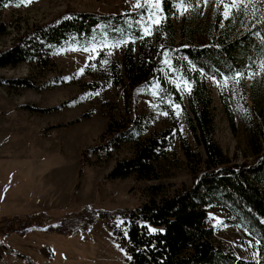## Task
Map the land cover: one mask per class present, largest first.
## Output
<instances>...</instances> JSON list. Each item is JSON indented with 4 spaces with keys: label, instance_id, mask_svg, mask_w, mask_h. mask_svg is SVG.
<instances>
[{
    "label": "trees",
    "instance_id": "1",
    "mask_svg": "<svg viewBox=\"0 0 264 264\" xmlns=\"http://www.w3.org/2000/svg\"><path fill=\"white\" fill-rule=\"evenodd\" d=\"M18 1L0 0V7ZM158 1V7L146 4L118 12L66 10L31 26L0 48V67L21 62L46 67L51 55L61 48L99 46L86 65L89 72L98 70V80L87 84L95 92L121 85L129 115L125 121H108L103 141L97 149L94 145L84 149L82 162L89 151L110 154L113 147L131 142L132 155L116 160L107 176L134 173L138 178H151L163 159L180 160L177 145L193 182L133 207L105 211L85 205L56 222H47L41 211L4 216L0 219V234L24 235L38 230L73 235L88 229L98 216L111 218L119 214L132 264H264V124L249 132L254 159L232 161L212 136V96L206 80L208 76L221 83L227 78L243 92L254 87L258 74L255 59L264 52V40L256 36L264 39V12L248 21L239 9L224 17V6H218L215 0L205 39L197 41L205 0ZM177 3L187 8L179 27L174 23L179 18ZM121 42L125 43L118 60L107 51V45ZM250 73L255 76L247 84ZM52 79L66 81L64 76ZM1 80L12 88L39 87L26 76ZM262 80L264 83V76ZM56 82L49 80L52 85ZM140 92L148 95L147 109L136 101ZM157 111L166 114L168 126L154 128ZM245 113L249 116L248 110ZM213 207L226 213L224 223L240 226L253 239L256 257H246L230 245L214 243L212 226L207 223L208 210ZM114 232L121 235L117 228ZM7 247L0 240V257ZM13 251L27 264H36L29 255ZM42 251L52 256L51 250Z\"/></svg>",
    "mask_w": 264,
    "mask_h": 264
},
{
    "label": "rangeland",
    "instance_id": "2",
    "mask_svg": "<svg viewBox=\"0 0 264 264\" xmlns=\"http://www.w3.org/2000/svg\"><path fill=\"white\" fill-rule=\"evenodd\" d=\"M214 1L205 0L202 18L198 21L199 32L195 35L197 41L205 39ZM137 3L159 5L158 0H32L31 3L19 0L0 7V48L31 26L66 10L118 12L138 8ZM237 3L240 7L230 11L244 12L246 21L264 12L262 0L242 3L237 0ZM176 6L179 18L174 23L179 27L187 8L180 3ZM225 11L224 8V17ZM124 43L108 44L107 51L120 60ZM261 44L264 46V41ZM98 49L99 46L85 49L68 46L53 53L46 67L27 62L0 67V81L26 76L39 86L12 88L0 82V219L41 211L47 222H56L85 205L105 211L133 207L152 196L171 194L193 182L177 145L175 150L180 160L163 159L151 178H138L134 173L117 178L107 176L116 160L132 155L131 142L113 147L110 154L89 151L82 162V151L103 141L108 121H125L129 115L121 85H109L95 92L87 84L98 80L97 69L86 70L88 60ZM260 55L262 59H255L258 74L250 73L246 80L248 84L255 76L254 87H247L245 92L235 81L225 78L217 83L206 76L212 96V136L231 160L238 163L254 159L249 132L264 124V110L260 112L264 108V52ZM55 76H64L66 81L53 80ZM49 80L57 82L52 85ZM147 96L144 92L137 94L136 101L141 108H148ZM247 110L249 116L245 113ZM155 113L154 128L170 124L164 112ZM225 215L217 207L208 210L207 223L212 226L214 243L230 245L240 255L256 257L253 239L240 226L224 223ZM125 238L124 222L119 214L111 218L98 216L88 229L73 235L38 230L24 235L0 234V240L8 246L0 257V264H27L13 250L29 255L36 264H132ZM42 249L51 250L52 256Z\"/></svg>",
    "mask_w": 264,
    "mask_h": 264
},
{
    "label": "snow or ice",
    "instance_id": "3",
    "mask_svg": "<svg viewBox=\"0 0 264 264\" xmlns=\"http://www.w3.org/2000/svg\"><path fill=\"white\" fill-rule=\"evenodd\" d=\"M21 2H25V0H21ZM27 3H31L32 0H26ZM243 2V0H241V3ZM262 2H264V0H262ZM217 4L218 6L223 5L224 8L226 9L225 11V16H229L231 14V8H238L240 7V4L237 3V0H228V3L225 4L224 0H217ZM136 7H140V4L137 3ZM243 74L238 73L237 76H242ZM238 82V81H237Z\"/></svg>",
    "mask_w": 264,
    "mask_h": 264
}]
</instances>
